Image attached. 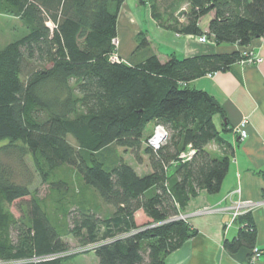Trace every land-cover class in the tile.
Segmentation results:
<instances>
[{"label": "trees", "instance_id": "16d2710c", "mask_svg": "<svg viewBox=\"0 0 264 264\" xmlns=\"http://www.w3.org/2000/svg\"><path fill=\"white\" fill-rule=\"evenodd\" d=\"M124 2L0 0L27 30L0 50V264H69L64 257L29 262L67 252L30 181L21 177L30 167L43 184L57 188L58 196H64L60 184L65 192L67 185L53 179L63 166L72 167L84 186L113 208L107 217L90 209L65 210L72 224L68 232L81 246L98 245L97 264H164L197 233L172 218L200 191L214 195L221 188L229 158H213L206 147L217 139L213 116L222 110L187 84L224 72L247 56L239 51L186 59L171 54L161 62L143 31L134 51L139 61H111ZM184 2L186 24L172 28L179 35L239 47L264 38V0ZM209 14L204 33L199 22ZM151 123L167 133L156 150L147 144L152 133L144 139ZM115 147L139 161L146 156L149 174L139 176L121 158L109 157ZM189 148L193 155L181 161L179 155ZM26 197V217L17 220L3 210V203ZM138 212L148 220L142 227L135 222ZM237 221L236 237L223 241L229 254L255 248L249 214Z\"/></svg>", "mask_w": 264, "mask_h": 264}, {"label": "crops", "instance_id": "0c3cea01", "mask_svg": "<svg viewBox=\"0 0 264 264\" xmlns=\"http://www.w3.org/2000/svg\"><path fill=\"white\" fill-rule=\"evenodd\" d=\"M169 2L168 7H164L169 17L163 19V15L155 16L150 10L144 15L139 11L143 9L138 4L139 0H125L116 23L121 61L137 62L141 59L138 54L134 55V51L137 36L143 31L151 51L161 62H165L171 54L186 59L232 51H239L256 60L254 64H234L224 72L207 74L187 84L207 93L220 106L222 113L213 116L218 136L206 150L213 158L228 157L229 167L219 192L209 195L200 191L196 198L189 201L185 212L190 213L204 206H227L238 199L264 200V38L253 40L247 47L216 45L212 41L201 44L196 36L179 35L172 29L174 23L170 13L176 16L184 10V18L178 21L185 25L187 7L184 0ZM212 17L213 14H209L200 20L199 27L204 33ZM243 120L248 122L247 137L240 141L235 128ZM137 215L141 217L140 212ZM249 217L256 230L255 248L261 251L254 264H264V206L253 210ZM188 224L196 229V235L168 255L164 264H247L251 250L241 248L229 254L223 248L225 239L236 237L239 229L237 220L231 221L227 214H213L192 217Z\"/></svg>", "mask_w": 264, "mask_h": 264}, {"label": "rangeland", "instance_id": "374dc122", "mask_svg": "<svg viewBox=\"0 0 264 264\" xmlns=\"http://www.w3.org/2000/svg\"><path fill=\"white\" fill-rule=\"evenodd\" d=\"M169 1L165 0H139V6L143 9H140L144 15L150 10L153 15L159 16L163 15L164 18L169 17V14H166L165 8L168 7ZM171 21L174 23L173 29H178L182 24L178 21L174 13H170ZM27 32L25 24L21 21L20 16L16 13H10L9 9L0 7V50L3 49L7 44L21 38ZM209 42V41H208ZM113 48L116 49L114 57L121 58L118 55L120 52L118 39L112 43ZM239 125V124H238ZM153 126L152 124L147 127L144 133V139H147L148 136L152 133ZM247 137V136H246ZM68 142L76 147V144L71 138H68ZM111 154L115 155L117 158H121L126 164H128L136 172L137 175L143 176L149 174L148 160L143 154L140 155V161L137 160L129 151H125L123 148L115 147ZM113 158V157H112ZM112 158L110 160H112ZM30 161H26V165L30 166ZM30 174L21 172V177L24 176L25 179L28 178L30 181L29 189L31 193L35 194L36 197L41 202V205L46 210L49 219L57 227L60 233V240L67 247V254L63 257L67 260L69 264H97V258L94 255V250L81 252V244L68 232L72 228L71 217L65 215V210L70 211V214L77 211V208L90 209L96 211L99 217H107L112 214L113 208L107 206L100 199L99 195L95 193L92 189L84 186L82 178L77 174L75 169L69 166H63L56 174L54 181H62L67 185V192H65L66 187L60 184L64 196H58L57 188L53 185H46L41 182L39 177L32 171L30 167ZM149 171V172H148ZM18 178V181H23L22 178ZM30 197H26L21 200H16L11 205L2 204L3 210L7 212L10 217L19 220L27 215V205ZM72 214V215H73ZM186 214V212L182 213ZM188 214V213H187ZM141 217L137 215L135 217V222L138 226L142 227L147 223V218L140 213ZM177 221V220H176ZM180 221V220H179ZM183 222V221H182ZM188 224L187 222H184ZM189 225V224H188ZM11 239L14 240L15 233H11ZM34 258L30 259L29 262H39L54 260L56 257L53 256ZM46 258V259H45ZM58 258V257H57Z\"/></svg>", "mask_w": 264, "mask_h": 264}, {"label": "built area", "instance_id": "2783aa9c", "mask_svg": "<svg viewBox=\"0 0 264 264\" xmlns=\"http://www.w3.org/2000/svg\"><path fill=\"white\" fill-rule=\"evenodd\" d=\"M197 41L201 44H208V40L206 39L205 36L198 37ZM244 55L247 56L246 54H244ZM114 56H116L115 53L111 56V61H115V62L121 61L118 59V57H114ZM255 62H256V60H254L251 56H247V58L245 60L241 61L240 64L247 65V64H254ZM247 123H248L247 120H243L235 128V133L238 135V139L240 141H243L247 136V133H246ZM166 137H167V133H166L165 129L160 125H156L153 129L151 136L147 140V144L149 147H151L154 150L159 149L163 145ZM193 153H194V151L189 148L186 152H183L179 155V159L181 161H188L191 158V156L193 155ZM236 192H237V194L239 193V191H236ZM262 206H264V200L249 201V200L238 199V200H235L233 202H230L229 205H227V206H204V207L196 209L195 211L190 212L188 214L187 213L186 214L181 213L178 216L172 218V220H180V221L188 223L192 217H200V216H207V215H213V214H221V215L227 214L230 216L231 221H234V220H237L238 218H240L241 216L249 214L253 210L260 208ZM97 246L98 245H96V244L95 245H87V246L81 248L83 250L81 252L94 250ZM66 254L67 253L65 252L63 254L56 255L55 257L56 258L57 257H63V255H66ZM260 256H261V251L257 248H253L247 263L248 264H254L255 261H257V259ZM52 257L53 256L49 257V259H51ZM26 262H28V261H26Z\"/></svg>", "mask_w": 264, "mask_h": 264}, {"label": "water", "instance_id": "95a60500", "mask_svg": "<svg viewBox=\"0 0 264 264\" xmlns=\"http://www.w3.org/2000/svg\"><path fill=\"white\" fill-rule=\"evenodd\" d=\"M184 13H185L184 10H180V11L177 13L176 17H177V18H181V17L183 16Z\"/></svg>", "mask_w": 264, "mask_h": 264}]
</instances>
